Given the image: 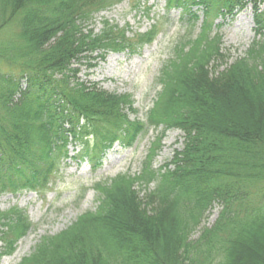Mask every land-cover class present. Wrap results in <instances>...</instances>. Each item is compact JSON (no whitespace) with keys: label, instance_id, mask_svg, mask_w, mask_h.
<instances>
[{"label":"trees","instance_id":"16d2710c","mask_svg":"<svg viewBox=\"0 0 264 264\" xmlns=\"http://www.w3.org/2000/svg\"><path fill=\"white\" fill-rule=\"evenodd\" d=\"M120 1L0 0V191L45 187L72 157L70 145L97 170L116 141L159 133L139 173L98 183L97 208L44 236L18 264H264V0H251V47L223 69L221 37L212 32L245 0H167L191 24L202 15L201 31L163 66L145 120L126 113L135 111L129 95L77 78L83 59L132 48L126 29L88 27ZM152 32L140 41L150 42ZM173 129L184 146L155 167ZM216 203L218 219L196 237ZM33 227L17 206L0 211L3 255Z\"/></svg>","mask_w":264,"mask_h":264},{"label":"rangeland","instance_id":"374dc122","mask_svg":"<svg viewBox=\"0 0 264 264\" xmlns=\"http://www.w3.org/2000/svg\"><path fill=\"white\" fill-rule=\"evenodd\" d=\"M260 9L264 10V3L260 4ZM202 13L200 11V15ZM189 19V14L177 6L170 7L167 0H121L96 12L92 22H88L89 29L98 34L108 22L126 29L133 46L123 51L97 52L92 58L83 59L76 64L79 68L77 78L110 93L129 95L135 111L127 109L126 113L131 119L145 120L161 90L159 78L163 66L174 57L181 42L197 37L201 31L203 16L195 24H191ZM216 22L221 27H215L212 36L218 33L221 37L219 45L223 54V59L217 60L216 65L223 69L228 66L227 63L245 56L256 37L254 1L237 2ZM150 30H153L151 41L141 42L139 35ZM158 134L152 129L132 144L116 141L106 150L97 170L87 157L77 154L80 146L75 149L70 145L72 157L50 177L45 187L16 193L0 191V211L17 206L34 225L28 235L19 241L14 253L3 255L6 249L0 243V264H18L34 251L44 236L59 234L77 221L81 214L95 210L100 196L97 184L108 182L122 173H139ZM93 141L92 136L90 143L93 144ZM160 144L155 167L169 162L175 151L183 148L181 131L169 130ZM221 209L219 203L214 205L196 237L204 226L214 225Z\"/></svg>","mask_w":264,"mask_h":264}]
</instances>
